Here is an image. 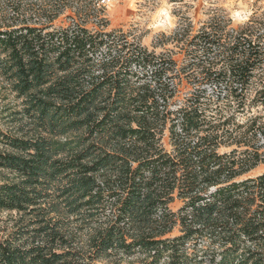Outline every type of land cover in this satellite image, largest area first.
<instances>
[{
    "label": "trees",
    "instance_id": "1",
    "mask_svg": "<svg viewBox=\"0 0 264 264\" xmlns=\"http://www.w3.org/2000/svg\"><path fill=\"white\" fill-rule=\"evenodd\" d=\"M230 22L169 36L181 93L106 0H0V264H264V107L238 89L264 33Z\"/></svg>",
    "mask_w": 264,
    "mask_h": 264
},
{
    "label": "rangeland",
    "instance_id": "2",
    "mask_svg": "<svg viewBox=\"0 0 264 264\" xmlns=\"http://www.w3.org/2000/svg\"><path fill=\"white\" fill-rule=\"evenodd\" d=\"M164 6H168L169 14L172 17V26L165 30L153 29L150 25L154 22L155 14ZM221 11L230 18L232 27L240 29L253 22V25L260 27V32L264 33V0H106V15L109 19L110 27L130 31L139 37L141 43L148 48L156 46V51L172 49V56L176 60L180 72H182L180 74L182 82L179 86L181 93L196 88L193 83L188 82L185 76L193 69L184 68L188 63L187 55H185L184 50L180 49V46H175V43L171 42L169 36L176 28L186 25H190L191 29L195 31L211 15ZM241 12L247 18L242 21L234 20V14ZM263 72L264 64L253 71L255 76L252 85L238 87V89H243L242 91L245 93L240 106L251 107L252 109L264 107V102L252 100L255 89H259V85L256 84L257 79ZM203 88L208 91L212 89L207 84L200 85L199 89ZM262 171H264V166L259 165L250 171L249 174L255 175ZM178 205L179 202H174L172 208L176 209ZM6 215L7 212H0V234ZM176 232L177 230L175 229L174 233ZM94 264L108 263L104 260H99Z\"/></svg>",
    "mask_w": 264,
    "mask_h": 264
},
{
    "label": "clouds",
    "instance_id": "3",
    "mask_svg": "<svg viewBox=\"0 0 264 264\" xmlns=\"http://www.w3.org/2000/svg\"><path fill=\"white\" fill-rule=\"evenodd\" d=\"M234 20L242 21L246 19V15L244 13H236L234 14ZM172 26V17L169 14L168 6L162 7L154 17V22L150 27L156 30H165Z\"/></svg>",
    "mask_w": 264,
    "mask_h": 264
}]
</instances>
